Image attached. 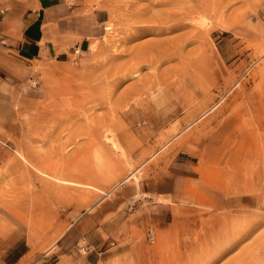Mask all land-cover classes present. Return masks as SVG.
Listing matches in <instances>:
<instances>
[{
  "label": "rangeland",
  "instance_id": "1",
  "mask_svg": "<svg viewBox=\"0 0 264 264\" xmlns=\"http://www.w3.org/2000/svg\"><path fill=\"white\" fill-rule=\"evenodd\" d=\"M157 1L86 0L108 12L90 48L1 91L0 264H264V0ZM180 1L200 3L204 26L136 34L141 20ZM199 30L179 42L188 61L143 65L105 86L134 47L171 41L176 52V38ZM195 57L208 61L201 96L155 87L138 95L151 84L144 76H171ZM64 161L87 180H56ZM167 170L166 198L140 194ZM84 217L92 220L82 231Z\"/></svg>",
  "mask_w": 264,
  "mask_h": 264
},
{
  "label": "crops",
  "instance_id": "2",
  "mask_svg": "<svg viewBox=\"0 0 264 264\" xmlns=\"http://www.w3.org/2000/svg\"><path fill=\"white\" fill-rule=\"evenodd\" d=\"M107 20L105 9L92 8L86 0H0V94L14 81L21 83L26 74L32 75L37 65L68 59L73 50L88 47ZM160 180L139 186L140 194L166 198L168 170ZM91 220L80 219L79 230L89 229Z\"/></svg>",
  "mask_w": 264,
  "mask_h": 264
},
{
  "label": "bare ground",
  "instance_id": "3",
  "mask_svg": "<svg viewBox=\"0 0 264 264\" xmlns=\"http://www.w3.org/2000/svg\"><path fill=\"white\" fill-rule=\"evenodd\" d=\"M192 2H193V4L191 6H188L187 3L184 1L177 2L176 5L178 6V8H173L170 10L162 11L158 15H156L150 19L141 20V22H139L137 24L138 26L136 28V34L138 36L146 35V34L147 35H162L165 32H171L174 30H178L180 28H184V27L188 26L189 24H193L194 26L198 25L197 28H199V26H204V23L196 22L197 16L200 14L203 15V10L201 11L202 6L200 5L199 2L198 3H196L195 1H192ZM156 4L163 5V2L161 0H159V1H157ZM195 30H196V28H195ZM200 31L201 30L196 31V32H191L189 34L183 35L180 38H176V40H177L176 41L177 42V49H175L176 52H174V51L172 52V50H168L166 48V47H168V45L171 46V44H172L171 41L170 42L168 41L170 44L168 42H164V41H153L151 43H142L141 45H138L136 50L134 47L133 51H135L134 52L135 58H133L129 64L126 63L127 66H125L124 68H122V69L118 68L117 71H120V73L119 72L117 73V74H119V76L116 74L118 76V77L116 76L117 78L113 77L115 75L114 74L115 72H113L114 75L110 76L113 79L110 81L105 80L106 81L104 83L105 86H111V87L115 86L122 79L128 78L129 76H132V75H133V77H137L138 76L137 72L141 69V67H143V65H144V67H145V65L150 66L151 69H153L155 72V70L157 68H159L161 64L165 63L166 61L171 60L172 58L182 59L183 56L181 55L182 54L181 48L183 46L181 47L179 45V42L184 44L186 41H189L192 38L194 40H196L195 38L198 39V37H200L202 34H204L203 31H201V32ZM154 47L157 49V51L154 49ZM179 47H181V48H179ZM148 50H150V52L146 53ZM131 53H132V51H131ZM187 57H184V58H187ZM189 57H191V56H189ZM190 59H191V61L189 60L187 65L184 64L185 62H183V64L186 65V67H184V65L181 64V65H183V68H180L179 66L176 65L178 67V70H176L177 69L176 67H175L176 69H173V70H170L168 68L170 70V73L172 74V75L170 74L171 76H168V75L163 74V73L162 74L156 73L154 75L151 74V76L150 75L144 76L143 80L140 79V81H144V84H146L147 82H150L151 84L146 85V86L147 87L151 86V87L147 88L143 84L144 90L142 92H140V91L138 92L136 90L138 92V95L141 96V94H142V97H143V95L146 93L147 89H149V91H150V89L152 87H155L156 88L155 90L158 91L159 94H168L170 91H171L172 95L173 94H180V91L182 89L183 90L185 89L189 92V94L192 95V98L201 96L202 91L200 88H202L203 84H205V82L208 81V72L205 69L206 66H208L206 63L208 61L205 62L206 59L201 60L197 57L190 58ZM184 61H188V60L184 59ZM176 62H177V64L180 63L178 61H176ZM178 65H180V64H178ZM169 70H168V72H169ZM114 71H116V69ZM107 79H108V77H107ZM142 97H140V98H142ZM115 109H117V108H115ZM115 109L112 110V113H113V111H115ZM120 109H122V108H120ZM122 112L124 113L123 109H122ZM140 114H141V111L138 109H135L134 117H137V116L139 117ZM113 118H114V116H113ZM121 119H122V115H121V118L117 119V122H118L117 124H122ZM123 119L126 120L127 117L124 115ZM113 125H114V121L109 120L105 124L104 127L109 130L108 132H113L112 131V130H114ZM94 132H95L94 130H91L88 133H90L92 135ZM112 138H114V137H111V136H109V138L106 137L105 138V139H107L106 142L109 143V145H111L113 149L118 150V147H117L118 145L114 144L115 142H113L114 140L112 141ZM72 163H74V162H72V161L62 162V164H60V166L57 168V170L54 174L55 179L58 181H61L63 183H67V182L69 183V181L73 178H77L79 182L87 180L86 174H85V172L82 171V169L72 170L70 168ZM68 198L71 199L72 196H70Z\"/></svg>",
  "mask_w": 264,
  "mask_h": 264
},
{
  "label": "built area",
  "instance_id": "4",
  "mask_svg": "<svg viewBox=\"0 0 264 264\" xmlns=\"http://www.w3.org/2000/svg\"><path fill=\"white\" fill-rule=\"evenodd\" d=\"M155 239H156V232H155L154 227L151 226V227L149 228V240H150L151 242H154Z\"/></svg>",
  "mask_w": 264,
  "mask_h": 264
}]
</instances>
